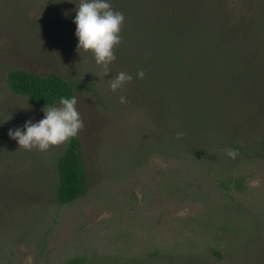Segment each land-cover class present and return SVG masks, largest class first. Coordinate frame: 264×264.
Masks as SVG:
<instances>
[{
    "label": "rangeland",
    "instance_id": "obj_1",
    "mask_svg": "<svg viewBox=\"0 0 264 264\" xmlns=\"http://www.w3.org/2000/svg\"><path fill=\"white\" fill-rule=\"evenodd\" d=\"M87 6L0 0V264L145 256L205 244L243 216L264 222V154L235 162L221 154L225 163H211L147 146L131 79L74 45ZM11 70L67 75L86 88L70 106L40 109L9 91ZM70 132L82 142L89 187L59 204L52 186ZM230 176L242 178L245 190L222 186Z\"/></svg>",
    "mask_w": 264,
    "mask_h": 264
},
{
    "label": "trees",
    "instance_id": "obj_2",
    "mask_svg": "<svg viewBox=\"0 0 264 264\" xmlns=\"http://www.w3.org/2000/svg\"><path fill=\"white\" fill-rule=\"evenodd\" d=\"M74 45L132 81L144 143L166 155L227 162L264 154V0H87ZM86 7V8H87ZM85 8V9H86ZM83 19V18H82ZM9 91L36 108L70 106L84 83L25 70L7 75ZM227 190H245L228 177ZM89 181L82 142L67 136L52 193L59 204L83 195ZM229 222L207 243L158 248L145 256L76 257L65 264H264V222ZM216 233V234H215Z\"/></svg>",
    "mask_w": 264,
    "mask_h": 264
}]
</instances>
